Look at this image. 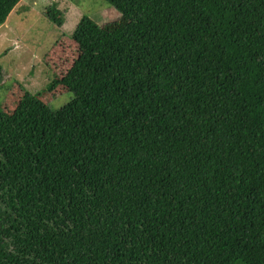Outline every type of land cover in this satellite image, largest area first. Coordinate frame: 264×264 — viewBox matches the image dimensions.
<instances>
[{
    "label": "trees",
    "instance_id": "obj_1",
    "mask_svg": "<svg viewBox=\"0 0 264 264\" xmlns=\"http://www.w3.org/2000/svg\"><path fill=\"white\" fill-rule=\"evenodd\" d=\"M104 1L73 99L0 111V264H264V0Z\"/></svg>",
    "mask_w": 264,
    "mask_h": 264
},
{
    "label": "rangeland",
    "instance_id": "obj_2",
    "mask_svg": "<svg viewBox=\"0 0 264 264\" xmlns=\"http://www.w3.org/2000/svg\"><path fill=\"white\" fill-rule=\"evenodd\" d=\"M56 5L63 14L62 26L45 15ZM111 32L126 22L104 0H22L0 27V111L12 112L24 91L38 95L51 111L73 99L61 85L49 90L77 59L73 32L83 17Z\"/></svg>",
    "mask_w": 264,
    "mask_h": 264
}]
</instances>
